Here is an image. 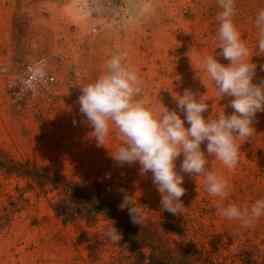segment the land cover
Returning a JSON list of instances; mask_svg holds the SVG:
<instances>
[{
  "label": "rangeland",
  "instance_id": "rangeland-1",
  "mask_svg": "<svg viewBox=\"0 0 264 264\" xmlns=\"http://www.w3.org/2000/svg\"><path fill=\"white\" fill-rule=\"evenodd\" d=\"M71 1L0 0V66L20 68L45 56L59 85L55 93L32 100L8 95L0 83V150L78 182L100 184L107 197L120 203L123 196L117 189L122 187L137 206H145L142 217H170L185 229L186 243L194 245L202 259L264 264V217L245 228L223 218L216 207L221 203L250 208L264 198V112L256 114L255 135L241 144L235 170L208 157L210 170L228 181L226 200L209 195L202 176L181 172L183 156L177 159L186 189L181 197L185 212L172 215L161 209L162 194L151 172L140 175L138 163L120 167L112 159L121 145L114 126L107 147H97L93 129L78 109L82 87L106 71L107 59L124 53L123 63L140 79L136 99L157 113L165 106L183 118L173 94L183 95L187 89L209 104L206 119L223 111L232 114V97H220L202 65L205 55L229 63L217 48L218 0H79V8L91 12L82 19L68 13ZM260 10L264 0H235L233 22L257 65L253 83L264 81V54L256 55L260 35L255 19ZM201 148L206 150V142ZM30 183L0 168V264H130L126 246L107 236L112 226L104 216L95 222L65 219L53 209L62 195L50 189L42 192ZM170 241L180 238L173 235Z\"/></svg>",
  "mask_w": 264,
  "mask_h": 264
},
{
  "label": "clouds",
  "instance_id": "clouds-1",
  "mask_svg": "<svg viewBox=\"0 0 264 264\" xmlns=\"http://www.w3.org/2000/svg\"><path fill=\"white\" fill-rule=\"evenodd\" d=\"M218 6L221 10L216 16L219 21L217 48L229 63L223 64L216 56L205 55L202 65L220 97H232L229 102L234 110L232 114L223 111L215 118L206 119L204 113L209 104L187 89L183 95L173 94L183 118L178 111L165 106L157 113L143 99H136L141 93L140 79L123 63L124 53L107 59L106 71L83 86L78 98L80 113L93 129L96 146L107 147L106 139L114 126L121 145L112 153V159L120 167L138 163L140 175L151 172L153 184L162 194L161 209L172 215L185 212L181 197L186 189L182 186L184 176L176 170L177 159L183 156L181 172L202 176L208 194L220 201L226 200L230 194L228 181L210 170L208 157L214 156L228 171L235 170L241 144L255 135L256 114L264 112V81L253 83L257 65L251 62L253 55L233 22L235 0H218ZM255 24L260 35L256 55H261L264 54V10L257 14ZM260 69L264 71V65ZM205 142L206 150H202ZM109 178L106 173L105 179ZM117 191L123 196L120 209H127L131 222L140 224L145 206H137L122 187ZM216 207L223 218L238 221L245 228L264 217V198L255 200L250 208L221 203ZM106 234L114 243L122 239L115 227Z\"/></svg>",
  "mask_w": 264,
  "mask_h": 264
},
{
  "label": "trees",
  "instance_id": "trees-1",
  "mask_svg": "<svg viewBox=\"0 0 264 264\" xmlns=\"http://www.w3.org/2000/svg\"><path fill=\"white\" fill-rule=\"evenodd\" d=\"M0 168L35 185L42 192L56 190L62 197L55 203V213L65 219L81 217L95 222L104 216L122 235L120 244L126 246L130 264H221L213 258L202 259L197 248L186 243V230L170 217L165 220L140 217V224L131 222L128 210H121L120 202L107 197L100 184L88 185L39 165L18 160L0 150ZM177 235L180 241L171 243Z\"/></svg>",
  "mask_w": 264,
  "mask_h": 264
},
{
  "label": "built area",
  "instance_id": "built-area-1",
  "mask_svg": "<svg viewBox=\"0 0 264 264\" xmlns=\"http://www.w3.org/2000/svg\"><path fill=\"white\" fill-rule=\"evenodd\" d=\"M0 83L8 95L32 100L53 94L59 87L58 78L45 56L33 58L20 68L0 66Z\"/></svg>",
  "mask_w": 264,
  "mask_h": 264
},
{
  "label": "bare ground",
  "instance_id": "bare-ground-1",
  "mask_svg": "<svg viewBox=\"0 0 264 264\" xmlns=\"http://www.w3.org/2000/svg\"><path fill=\"white\" fill-rule=\"evenodd\" d=\"M72 3L69 6L68 9V13L74 18V19H82L85 17H88L90 15L91 12L88 11H83L81 10V8H79V0H73L71 1ZM92 15V14H91ZM95 57L92 56L91 58H89V63H93L95 62ZM93 65V64H92ZM95 66V65H94ZM97 66V65H96ZM93 67V66H92ZM93 71L96 73H98V68H93ZM78 109H80V105H78Z\"/></svg>",
  "mask_w": 264,
  "mask_h": 264
}]
</instances>
